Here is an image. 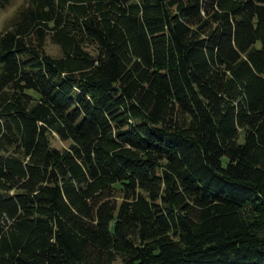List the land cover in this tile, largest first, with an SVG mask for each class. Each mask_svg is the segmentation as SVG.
<instances>
[{"label":"trees","instance_id":"obj_1","mask_svg":"<svg viewBox=\"0 0 264 264\" xmlns=\"http://www.w3.org/2000/svg\"><path fill=\"white\" fill-rule=\"evenodd\" d=\"M0 264H264V0L4 18Z\"/></svg>","mask_w":264,"mask_h":264},{"label":"rangeland","instance_id":"obj_2","mask_svg":"<svg viewBox=\"0 0 264 264\" xmlns=\"http://www.w3.org/2000/svg\"><path fill=\"white\" fill-rule=\"evenodd\" d=\"M23 2H25V0H11V2L8 5H6L4 8H0V29H1L2 20L10 16L13 10ZM46 49L51 54L59 53V49L57 45L52 44L49 40L46 41ZM52 144L55 146L63 147L67 144V141H62L55 137L52 139Z\"/></svg>","mask_w":264,"mask_h":264}]
</instances>
